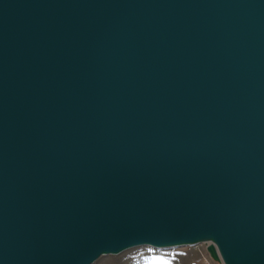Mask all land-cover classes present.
Here are the masks:
<instances>
[{"label":"water","instance_id":"obj_1","mask_svg":"<svg viewBox=\"0 0 264 264\" xmlns=\"http://www.w3.org/2000/svg\"><path fill=\"white\" fill-rule=\"evenodd\" d=\"M197 243L264 264V0H0V264Z\"/></svg>","mask_w":264,"mask_h":264},{"label":"rangeland","instance_id":"obj_2","mask_svg":"<svg viewBox=\"0 0 264 264\" xmlns=\"http://www.w3.org/2000/svg\"><path fill=\"white\" fill-rule=\"evenodd\" d=\"M206 243L156 248L139 245L117 254H104L91 264H222L213 260Z\"/></svg>","mask_w":264,"mask_h":264},{"label":"crops","instance_id":"obj_3","mask_svg":"<svg viewBox=\"0 0 264 264\" xmlns=\"http://www.w3.org/2000/svg\"><path fill=\"white\" fill-rule=\"evenodd\" d=\"M210 264H212V263H210Z\"/></svg>","mask_w":264,"mask_h":264}]
</instances>
